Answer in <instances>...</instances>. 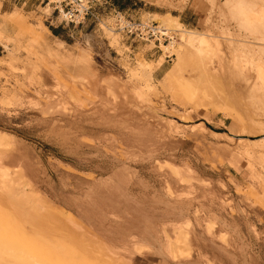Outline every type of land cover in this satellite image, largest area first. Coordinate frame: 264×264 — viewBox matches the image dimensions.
Instances as JSON below:
<instances>
[{
	"label": "rangeland",
	"instance_id": "374dc122",
	"mask_svg": "<svg viewBox=\"0 0 264 264\" xmlns=\"http://www.w3.org/2000/svg\"><path fill=\"white\" fill-rule=\"evenodd\" d=\"M23 1L0 0V169L42 214L29 227L0 193V242L14 247L0 244V264H264V23L224 21L226 0L122 10L205 33L203 58L178 31L170 50L114 29L109 4L63 28L52 5ZM224 26L261 43L242 56L252 66L222 62Z\"/></svg>",
	"mask_w": 264,
	"mask_h": 264
},
{
	"label": "bare ground",
	"instance_id": "6f19581e",
	"mask_svg": "<svg viewBox=\"0 0 264 264\" xmlns=\"http://www.w3.org/2000/svg\"><path fill=\"white\" fill-rule=\"evenodd\" d=\"M227 2L225 3L227 5V9L224 11L223 15H224V21H228L229 18L231 17H236V18H233L235 19L237 25H238V28H240V25H241V17L240 15L242 14H246L248 18H250L251 20L255 21V20H261L263 23H264V0H226ZM249 6V9L248 8H244L245 6ZM51 5V4H50ZM239 7V10H236L238 7ZM48 7V6H47ZM221 7V6H220ZM228 7H232L230 10ZM46 8V7H45ZM44 8V9H45ZM221 9V8H220ZM248 9V11H247ZM17 10V9H16ZM42 10V8H41ZM45 11H48V10H45ZM15 12V11H13ZM12 12V14H13ZM47 13V12H46ZM239 13V14H238ZM242 13V14H241ZM249 13V14H248ZM16 14V12L14 13ZM236 15V16H235ZM18 16V15H17ZM115 19V18H114ZM163 19V18H162ZM223 19V18H222ZM146 21V20H144ZM150 21V20H148ZM164 23H166L165 27L160 25V27L162 28H167L168 30H171L173 33H175L176 37L170 41V43L168 44H164V43H161L160 45H158L159 47L161 45H165V48H169L171 50L172 47H174V44H176V41H177V33L176 31H178L180 33V35L182 36V38L185 40V42L187 44H189L193 50H195L197 52L198 55H201L203 58L208 56L211 51L213 50V46H212V40H209V38L207 37V35L203 32H198L195 31L194 29H185L184 28V25L183 23H181L177 17L175 16H168L164 21ZM240 22V23H239ZM248 22V21H247ZM261 22V23H262ZM230 23V22H229ZM256 23V21H255ZM249 24V23H248ZM260 24V23H259ZM256 25V24H255ZM225 28L222 29V40H223V49L225 50L223 53V60L222 62H227L226 65L227 68H232L233 67V63L235 65H238V67H250L252 66V62L248 61V63H246V66L245 64H242L244 63V58L245 56V53H248L247 51H250L251 50H259L260 51L262 50V53L264 51V48H260V44H257L258 42L255 41V40H251V38H245V37H248L245 35V37H242L241 34H240V31L238 33V31H230L229 27L228 26H224ZM236 27V26H235ZM45 28V27H43ZM257 31L258 34H260V36L263 34H261V32L264 31H261L262 29H259L258 26L254 27ZM260 28H261V25H260ZM263 28V26H262ZM48 29V28H46ZM45 29V30H46ZM114 29H116L115 27V24H114ZM237 30V28H236ZM255 31V32H256ZM182 34H186V35H182ZM221 35V34H220ZM250 36V35H249ZM258 36V35H257ZM3 37V32H2V29L0 28V38ZM254 37V36H253ZM45 38H46V34H45ZM6 39V42H4V45L5 47L9 50L10 48V45H9V42L11 41V38H5ZM40 39V38H39ZM254 39V38H253ZM260 39V38H259ZM263 39V38H262ZM260 39V40H262ZM263 41V40H262ZM260 42V41H259ZM49 43H51L50 41H47L45 42L46 46L50 45ZM264 43V41H263ZM262 43V44H263ZM54 44V46L56 47V49L58 50H64L65 48V41L61 40V38H58L56 37L53 42H52V45ZM173 46H172V45ZM259 45V47H258ZM264 45V44H263ZM45 46V45H44ZM259 49H258V48ZM11 49V48H10ZM66 49V48H65ZM68 49V48H67ZM179 49H181V47H179ZM65 51V50H64ZM188 51V50H187ZM190 51V50H189ZM188 51V52H189ZM259 51V52H260ZM56 52V51H55ZM67 55L70 56L71 53H69L68 51H66ZM87 52V51H86ZM85 52V53H86ZM181 51H178V53L180 54ZM258 52V53H259ZM251 53V52H250ZM254 53V52H253ZM77 54V53H76ZM252 54V53H251ZM250 54V55H251ZM261 54V53H260ZM264 54V53H263ZM60 55V54H59ZM88 55V54H87ZM247 54V56H250ZM257 55V54H256ZM255 55V56H256ZM243 56V57H242ZM252 56V55H251ZM263 56V55H262ZM62 57V56H61ZM73 57V56H72ZM241 57L243 58V61H241ZM254 57V56H253ZM75 58V57H74ZM231 59V60H229ZM257 59V58H256ZM260 59V58H259ZM262 59V57H261ZM260 59V60H261ZM263 60V59H262ZM255 61V58L254 60ZM259 61V60H258ZM72 62V61H71ZM78 61H75L74 64H75V68L78 69ZM250 62V63H249ZM256 62V61H255ZM144 64V63H143ZM146 64V63H145ZM248 64V65H247ZM149 65V64H147ZM146 65V66H147ZM178 63H176V65H174L175 68L178 67ZM254 65V64H253ZM221 66L222 68H224V64L222 65L221 63ZM224 66V67H223ZM255 66V65H254ZM257 66V65H256ZM236 67V66H235ZM179 68V67H178ZM234 68V67H233ZM80 69V68H79ZM249 69V68H248ZM250 70H252L250 68ZM254 70V69H253ZM252 70V71H253ZM211 72V71H210ZM259 75V74H258ZM231 112V111H230ZM229 115V114H228ZM230 116L234 119V120H237L239 122H241L242 118L239 117L238 115H235L233 113L230 114ZM172 121V120H171ZM250 122V121H249ZM244 123V122H243ZM252 123V122H251ZM248 124V123H247ZM250 124V123H249ZM248 124V125H249ZM8 141V134L2 130H0V145L6 143ZM246 141V140H245ZM244 141V142H245ZM254 142V141H253ZM260 142V140L258 141ZM258 142H254V145L256 144V146L259 144ZM262 143V142H260ZM261 145V144H260ZM259 145V146H260ZM264 146V145H263ZM262 147V146H261ZM260 151V150H258ZM10 177H11V173L9 172V169L6 168V167H2L0 169V193L1 195H3L5 197V200L6 202L8 203V205L12 208L13 212L15 213V215L17 216L18 219H21L23 221V223H26L27 226L29 227H36L37 225V222L39 221V219H41V215H40V210L39 208L36 206V201L37 199L35 200V194L33 192H31V190H29L25 185H21V183L17 184L16 182L13 183V181L10 180ZM42 202V201H41ZM40 204V203H39ZM43 204V203H42ZM41 205V204H40ZM45 205V204H44ZM43 206V205H41ZM44 207V206H43ZM42 208V207H41ZM43 209V208H42ZM46 210V208L44 209ZM12 212V213H13ZM46 212V211H45ZM49 212V211H48ZM13 213V215H14ZM42 214V213H41ZM43 217V216H42ZM45 217V216H44ZM42 223V222H41ZM39 224V223H38ZM37 229V227H36ZM1 240V239H0ZM2 242V241H1ZM0 244H4V243H1ZM14 244V243H13ZM12 244V245H13ZM3 246H6V247H9L7 244H4ZM11 248H14L12 246H10ZM5 253L9 256L11 255V250H9L8 248H6L5 250ZM13 256V255H12ZM12 256H9V257H12ZM15 256V255H14ZM19 256V255H18ZM23 256V255H22ZM25 256V255H24ZM29 256V255H28ZM17 257V255H16ZM21 257V256H20ZM26 257V256H25ZM14 258V257H13ZM29 257L26 258V260L28 259ZM31 258V259H30ZM30 261H25V260H22L21 264H42L41 261H37V259L35 260L34 258H32L30 256ZM15 259V258H14ZM24 259V257H23ZM13 260V259H12ZM18 260V258H17ZM16 260V262H17ZM21 260V259H20ZM64 260V259H63ZM62 260V261H63ZM15 261V260H14ZM65 261V260H64ZM15 262V264H16ZM18 263V262H17Z\"/></svg>",
	"mask_w": 264,
	"mask_h": 264
},
{
	"label": "built area",
	"instance_id": "2783aa9c",
	"mask_svg": "<svg viewBox=\"0 0 264 264\" xmlns=\"http://www.w3.org/2000/svg\"><path fill=\"white\" fill-rule=\"evenodd\" d=\"M51 4L53 13L61 16V24L81 25L88 19L101 21V7L109 4V0H40ZM110 13L115 18V27L125 35L134 36L142 41H153L156 45L169 43L176 35L167 28L160 27L155 21H144L126 16V13L115 5H111Z\"/></svg>",
	"mask_w": 264,
	"mask_h": 264
},
{
	"label": "crops",
	"instance_id": "0c3cea01",
	"mask_svg": "<svg viewBox=\"0 0 264 264\" xmlns=\"http://www.w3.org/2000/svg\"><path fill=\"white\" fill-rule=\"evenodd\" d=\"M124 2H128V3H126L124 6H121L120 5V0H109V5H115L117 8H123V9H121V10H131V8H134V9H136V5H137V3H138V1H141V0H123ZM15 2H17V0H15ZM23 4H25V5H34L33 3H32V0H24L23 1ZM133 6H135V7H133ZM92 22H94L93 20H91ZM86 23V22H85ZM85 23H82V24H85ZM68 24H65L64 26H63V28L64 27H66ZM75 26H79V25H75ZM57 29V34H54V32L52 31V33H53V35L54 36H56V37H58V36H62V34H63V30H61V29H59V28H56ZM66 34L69 36L70 34L68 33V32H66ZM60 38V37H59ZM61 40H63V41H65V42H67L65 39H62L61 38Z\"/></svg>",
	"mask_w": 264,
	"mask_h": 264
},
{
	"label": "trees",
	"instance_id": "16d2710c",
	"mask_svg": "<svg viewBox=\"0 0 264 264\" xmlns=\"http://www.w3.org/2000/svg\"><path fill=\"white\" fill-rule=\"evenodd\" d=\"M121 1H122V0H121ZM51 29H52V31L54 32V34H57V32H56L57 29H56L55 27H52Z\"/></svg>",
	"mask_w": 264,
	"mask_h": 264
}]
</instances>
